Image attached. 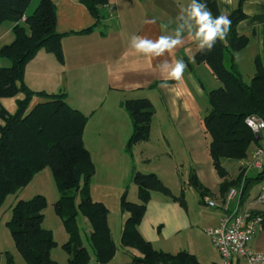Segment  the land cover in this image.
Here are the masks:
<instances>
[{
    "label": "crops",
    "instance_id": "0c3cea01",
    "mask_svg": "<svg viewBox=\"0 0 264 264\" xmlns=\"http://www.w3.org/2000/svg\"><path fill=\"white\" fill-rule=\"evenodd\" d=\"M51 1L56 9L55 29L63 34V63L41 49L26 64L24 82L34 91L64 93L70 107L88 116L82 141L94 166L90 184L92 200L107 206L106 196L113 195L119 199L124 189L131 185L133 169L155 173L165 186L167 176H174L184 196V187L177 176L194 172L211 193L200 202V207L207 213L205 217L208 221L204 226L207 233L218 224L223 209L207 207L204 199L210 198L220 204L226 195L222 197L218 192L220 179L211 163L209 136L202 123L208 110L207 93L220 83L207 64L194 62L199 41L195 38L197 25L189 16L192 0H108L99 25L88 32L81 31L93 26L95 19L79 0ZM216 2L219 12L228 15L237 0ZM242 9L245 18L237 24L236 31L249 38L246 47L250 45L254 48L252 66H248L250 80L256 56L264 67V0H244ZM12 27L13 23L9 21L0 23V47L13 40ZM177 30L182 42L161 55L146 54L135 48L141 40L155 43L161 37L176 38ZM239 53L241 51L234 56L235 60L239 58ZM0 59V66H8L6 59ZM177 61H183L186 66L179 79L169 75ZM242 62L236 60L240 72ZM157 82L160 83L154 85ZM22 97L19 94V97L13 98ZM137 98L149 99L154 114L149 141L134 145L132 156H129L125 144L132 126L121 102ZM41 100L34 97L31 105ZM0 101L6 106L4 98ZM258 147L264 148L261 144ZM255 148L257 146L251 148L249 156ZM242 161H237L233 172L226 169L230 178L240 173ZM254 178L249 172L237 205L239 213L264 214V203L252 201L263 186L258 188L253 199L246 197L250 187L258 181ZM96 189H104L108 194H96ZM132 190L133 196L137 197L136 186ZM171 194L176 196L172 191ZM229 207L234 209L235 204L232 202ZM168 209H172L168 202L152 192L139 225L141 235L151 245L159 239L155 226L159 222H167ZM173 223H176L175 218ZM173 227L170 235L176 236L180 229L176 225ZM248 249L264 252V230L260 225L255 228ZM180 251L187 250L177 252ZM187 252L196 257L195 251L188 249ZM216 257L218 262L214 264H219L218 254ZM232 264L248 263L243 258H235Z\"/></svg>",
    "mask_w": 264,
    "mask_h": 264
},
{
    "label": "trees",
    "instance_id": "16d2710c",
    "mask_svg": "<svg viewBox=\"0 0 264 264\" xmlns=\"http://www.w3.org/2000/svg\"><path fill=\"white\" fill-rule=\"evenodd\" d=\"M30 2L0 0V23H13V40L0 47V58L9 62L8 66H0V100L23 95L16 99L14 112L6 110L0 101V207L7 196L24 188L40 170L49 168L60 192L54 207L68 233V240L62 247L69 254V264H89L90 259L75 226L78 214L90 224L88 241L94 250L96 264H108L116 253V246L108 226L107 207L93 201L90 195L94 166L82 141L88 116L70 107L64 93L34 91L24 82L26 64L41 49L63 63V34L55 29L54 3L51 0H39L33 12L27 15L26 9ZM79 2L95 19L93 26L81 32L91 31L102 20L108 0ZM195 2L205 5L213 18L222 15L216 0ZM243 2L237 0L234 9L226 15L231 25L225 40L217 38L212 42L211 50L208 45H204L202 50L198 49L194 54V62L207 64L220 83L207 93L208 110L202 123L209 136V155L220 179L218 192L222 197L231 186L239 184L242 177L240 172L230 178L222 160L246 159L252 146L260 145L261 137L258 138L252 132L245 119L257 115L264 121V67L256 56L254 73L246 82L234 57L249 42L247 36L236 31L237 24L245 18ZM225 54L229 57V68L224 64ZM34 97L42 100L31 105ZM121 105L131 121L132 131L125 151L132 156L134 145L149 141L154 107L147 98L124 100ZM263 172L264 166L254 179L261 180ZM131 179L137 189L138 202L128 201L126 191L120 197L121 212L128 214L122 227L121 244L137 250L141 256L132 255L129 264H201L187 251L171 254L154 249L139 231L153 191L170 196L185 209L183 191L173 196L153 172L142 173L133 169ZM187 183L198 192L201 199L211 194L194 172L189 175ZM77 193L80 196L78 204ZM45 204V198L41 195L26 201L19 200L6 223L17 251L27 264H59L50 256L56 244L52 232L42 227ZM258 214L262 216L260 226L264 230V214ZM5 255L6 264H13L10 254L6 252Z\"/></svg>",
    "mask_w": 264,
    "mask_h": 264
},
{
    "label": "rangeland",
    "instance_id": "374dc122",
    "mask_svg": "<svg viewBox=\"0 0 264 264\" xmlns=\"http://www.w3.org/2000/svg\"><path fill=\"white\" fill-rule=\"evenodd\" d=\"M38 2L39 0H31V2L29 3L26 9L27 15L33 12ZM188 22L192 26H195L193 22L191 23V19H188ZM246 46L240 50L241 53L237 55L239 58H236V60L243 61L242 65H239L242 69V72L240 71L239 72L241 73L244 81L249 82V77H250L249 68H251L252 66L251 56L254 51V48L251 47L250 45L248 47ZM237 52L235 53V55L237 54ZM229 63H230L229 57L227 54H225L224 64L226 68H229ZM17 96L19 97V95ZM4 102L6 103V106H4L6 110H8L9 112L15 111L16 109L15 98H4ZM260 137H261L260 144L264 147V130L261 132ZM249 157L250 156H248L247 158ZM222 165L229 172H233L237 167V161L225 159L222 160ZM240 172L242 173L240 183L235 186H231L227 190V192L231 188H236L241 185L243 179V172L242 171ZM258 173L259 171L257 170L250 171V176L256 177L258 176ZM177 177L179 178V183H181V186L184 187V198L186 201V208L185 209L182 208L179 205V203L176 200L172 199L170 196L164 195L159 191H153L156 193V196L163 198L164 201L168 202L169 206H171L172 209L167 210L168 212L167 222L165 223L159 222L155 226V230L158 231L160 235L158 237L159 239L157 241L154 240L152 245L155 249L170 253H175L178 250L188 251V249H191L195 251L196 253L195 255L198 261H200L202 264L217 263L218 258L216 257V254H218V252L214 247L210 236L204 231V226L206 221H208V219L205 217L207 216V213L200 207V202H201L200 195L193 187L189 186L187 183H184L188 179L189 175L179 174ZM176 179L174 176L168 175L166 186L170 191L173 192L174 195L178 196L180 194L178 188L180 184H176ZM130 184L131 185L127 184V186L128 185L129 186L128 188H125L123 192L125 191L127 192L128 201L137 203L138 198L134 197L132 193L133 191L132 189L135 186L132 180ZM260 186H263L262 188H264V172H263V178L261 180H258L255 185H252L250 187V189L246 194V197L253 199ZM95 193L105 196L108 194V192H106V190L104 189L102 190L96 189ZM37 195L43 196L46 201L45 207L42 211L43 213L42 227L52 232L53 239L56 243L55 247H53L51 250V255H50L51 259L59 264H69V254L62 247V245L66 243V241L68 240V233L65 230L62 217H60L56 213L54 207L56 201L60 197V192L54 182L51 170L47 167L43 168L38 173H36L32 178V180L24 188H22L21 190L17 191L14 194L7 196L2 206L0 207V252H1L0 264H6V255H5L6 252L10 254L13 264H27L26 261L23 259V257L17 251L6 223L10 220L12 215V208L17 201L19 200L26 201ZM106 198H108L106 201L107 203L106 207L109 211L108 226L111 229L110 231H111L112 239L116 246V253L108 264H129L132 255H138V256L141 255L137 250L129 247H124L121 244L122 227L128 214L121 212L120 198L115 199L113 195H108L106 196ZM210 200H212L217 204L219 203L213 199ZM225 200H226V195L224 197V201ZM79 201H80V196L79 193H77L76 204H78ZM252 201L255 202L254 200ZM172 204L174 207L172 206ZM174 218L176 223H173ZM173 225L178 226L180 229V232L176 236L170 235L174 231ZM189 225L193 227H190ZM75 226L78 230L83 247H85L88 250L90 257L89 264H96V257L94 250L92 249L88 241V235L91 231V227L88 220L85 217H83L81 214H78L75 218Z\"/></svg>",
    "mask_w": 264,
    "mask_h": 264
},
{
    "label": "built area",
    "instance_id": "2783aa9c",
    "mask_svg": "<svg viewBox=\"0 0 264 264\" xmlns=\"http://www.w3.org/2000/svg\"><path fill=\"white\" fill-rule=\"evenodd\" d=\"M246 124L256 136H260L264 130V121L257 115H250L245 119ZM264 166V149L255 148L250 157L243 160L241 171L242 183L239 187L231 188L226 194V200L217 204L205 198V204L209 208H222L223 214L216 226L207 231L211 241L218 252L219 264H232L235 258H243L248 264H264V252H254L248 249L254 230L260 225V214L237 212V205L244 192V181L252 170L260 171ZM257 203H264V188L254 198ZM234 203V209H230V203Z\"/></svg>",
    "mask_w": 264,
    "mask_h": 264
},
{
    "label": "clouds",
    "instance_id": "9594fccd",
    "mask_svg": "<svg viewBox=\"0 0 264 264\" xmlns=\"http://www.w3.org/2000/svg\"><path fill=\"white\" fill-rule=\"evenodd\" d=\"M189 8L190 18L194 19L198 26L195 38L199 41L198 48L200 50L204 48V45H208V49L211 50L212 42L217 38L221 41L225 40L231 25V21L226 15L213 18L211 12L207 10L205 5L197 4L195 0H192ZM181 42L182 39L180 38L179 30H177L176 38L161 37L155 43L141 40L139 43L135 44V48L137 51H143L146 54L153 53L155 55H161L165 50H171ZM185 67L183 61H177L169 75L179 79Z\"/></svg>",
    "mask_w": 264,
    "mask_h": 264
},
{
    "label": "water",
    "instance_id": "95a60500",
    "mask_svg": "<svg viewBox=\"0 0 264 264\" xmlns=\"http://www.w3.org/2000/svg\"><path fill=\"white\" fill-rule=\"evenodd\" d=\"M258 138H260V136H258Z\"/></svg>",
    "mask_w": 264,
    "mask_h": 264
}]
</instances>
